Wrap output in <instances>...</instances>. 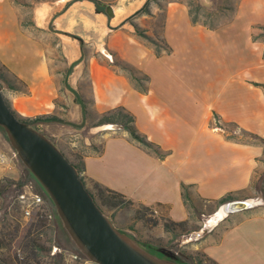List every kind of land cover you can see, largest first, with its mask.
<instances>
[{"label": "crops", "instance_id": "crops-1", "mask_svg": "<svg viewBox=\"0 0 264 264\" xmlns=\"http://www.w3.org/2000/svg\"><path fill=\"white\" fill-rule=\"evenodd\" d=\"M95 1L102 11L91 0L36 2L32 21L63 38V55L75 72L86 69L93 112L103 115L124 109L133 116L137 133L163 157L133 140L119 125L98 126L111 133L98 145L85 143L91 146L82 155L86 187L115 191L133 204L164 212L174 222L189 220L191 215L182 185L205 202L255 191L256 171L264 168L260 159L264 145L244 141L245 136L235 132L264 138V91L255 85H264L263 44L251 40L255 23L244 25L242 42L235 34L248 1L242 0L231 20L213 30L192 24L186 4L168 1L159 38L169 51L162 49L159 56L126 21L146 0H115L114 6ZM154 14L151 11L141 20ZM133 21L145 29L140 18ZM144 33L151 36L149 31ZM80 43L91 50L87 57ZM36 44L42 60L35 70L39 84L0 61L27 86L26 94L10 90L8 96L12 109L24 119L55 111L58 87L43 48ZM114 61L145 76L140 81L144 88ZM72 76L68 84L74 86ZM216 123L236 125L239 130L222 129ZM23 170L15 158L0 167V180L18 178ZM236 214V221L219 235L213 229L202 234L203 254L215 264H264V216ZM220 215H224L222 208Z\"/></svg>", "mask_w": 264, "mask_h": 264}, {"label": "rangeland", "instance_id": "rangeland-1", "mask_svg": "<svg viewBox=\"0 0 264 264\" xmlns=\"http://www.w3.org/2000/svg\"><path fill=\"white\" fill-rule=\"evenodd\" d=\"M50 0H0V61L12 70L26 75L31 81L41 82L39 75L35 76V70L42 60L40 59L38 43L44 50V56L48 62L49 73L58 87L57 97L54 105L55 111L51 114L59 119V122L39 123L31 125L38 132L44 134L48 140H51L62 152V154L70 161H74L73 154L83 155L91 151V146L85 143H94L98 145L106 134L111 131L103 128L92 127L99 119V115L93 112L92 100L89 94V85L86 69L80 72L74 71V65H70L63 55L65 42L63 38L57 35L51 28L39 29L32 21L33 3ZM108 2L109 6H114L115 0H100ZM172 0H150L149 13L154 11L153 17L141 20L142 13L131 19L140 18L143 21V31H149L150 37L162 42L159 38L165 4ZM181 3H190L194 9L200 22L208 26L227 23L237 13L239 4L242 0H176ZM248 2L240 11L243 16L241 21L237 23L236 35L239 42L244 40V25L248 22L263 25L264 21V0H247ZM135 24V23H134ZM19 31L18 30V28ZM141 29V28H140ZM36 42V43H35ZM84 56L87 57L91 52L85 48ZM5 66L0 64V72L5 73L9 80L15 83V87L23 89L21 82L12 79V75L6 73ZM74 72V76H72ZM73 77L74 86L68 84L69 78ZM0 88L3 95L8 101L10 90L7 84L0 79ZM14 91V90H12ZM20 93L19 91H16ZM80 100L85 103L86 114L82 111ZM44 116V115H42ZM38 117V116H37ZM21 118V117H20ZM24 119V118H21ZM223 126V125H222ZM225 129L232 130L230 126H223ZM236 133L239 131L235 130ZM244 141L257 142L249 137H243ZM92 145V144H91ZM9 149H13L5 136L4 131L0 129V153H7ZM263 156L260 158L263 160ZM19 159V158H18ZM20 161V159H19ZM21 162V161H20ZM5 166V165H4ZM0 167H3L0 165ZM24 171V170H23ZM264 173L263 169H257L255 180ZM24 174V173H23ZM23 174L19 177H23ZM18 178H8L11 181H17ZM24 180V178H23ZM32 184L34 192L41 194L44 191L41 187H37L34 180H29ZM39 185V184H38ZM264 186V185H263ZM238 200H247L253 202L254 206L251 209L242 211V215H263L264 216V200L260 192L249 190L240 194ZM193 203L197 211H192L189 224L183 229H177V236L166 232L163 229L162 222L165 219L164 212L158 209L146 210L140 205L131 204L125 205L117 210H111L101 205L103 214L108 218L112 225L122 234L127 236L138 246L146 250L150 246L151 250L163 251L174 257H189L202 260V264H211L202 252L199 242L202 239V234L206 230H214L219 235L224 229L231 226L238 215L236 213L224 214L219 216L221 206H217L216 202H205L193 197ZM100 204V203H99ZM2 201L0 200V211L2 210ZM40 207H34L32 216L37 213ZM48 211L54 218V233L48 234V238L52 246V254L63 253L64 264H94L88 260H72L70 255L78 253V248L66 232L61 220L58 218L55 209L48 208ZM239 213V212H238ZM236 214V215H235ZM13 217H8V222L0 224V237H9L13 234L17 218L20 231L28 225L31 217L23 218L21 211L14 212ZM141 215L144 220H137L136 216ZM52 218V219H53ZM157 225H154L155 223ZM18 238L15 239V241ZM45 239V237H44ZM14 243V242H13ZM57 244L61 248L57 247ZM53 248H56L53 251ZM147 251V250H146ZM13 252V249L11 250Z\"/></svg>", "mask_w": 264, "mask_h": 264}, {"label": "trees", "instance_id": "trees-1", "mask_svg": "<svg viewBox=\"0 0 264 264\" xmlns=\"http://www.w3.org/2000/svg\"><path fill=\"white\" fill-rule=\"evenodd\" d=\"M95 3L97 6V10L102 11L103 9L99 7L98 2L95 0H91ZM149 2L150 0H146L144 5L141 9L136 11L131 17H129L126 21L130 22L131 25L134 27L135 32L148 44H150L155 52L156 56H159L161 54L162 49L165 51H169L167 46L163 42H159L152 37L146 35L142 29H140L136 24L131 22V19L135 16H138L142 13H145L149 15ZM187 11L189 18L191 20L192 24H201L205 26L208 29H216L220 27L221 25H224L226 23L216 24L212 26H208L205 23H202L199 21L197 14L194 9H192L190 3H186ZM251 40L253 42H261L263 44V51H262V58L264 59V24H254L251 26ZM81 49L84 51V46L82 43H80ZM114 65L118 68L128 72L133 80L139 85L141 88H144V85L140 83L141 80H146L147 78L145 76H138V71L134 69L133 67L121 62V61H114ZM6 73L9 74V71L6 70ZM0 79L4 81L7 84V87L14 91H19L20 93L26 94L27 86L17 79L15 76H12V79L15 81L21 82L23 84V89H18L15 87V83L11 82L8 78V76L5 73L0 72ZM256 86H259L264 91V85L262 84H255ZM80 104L82 106V111L84 114H86L85 109V103L83 100H80ZM9 106L11 107L10 103ZM12 109V107H11ZM13 113L15 111L12 109ZM18 116V115H17ZM99 119L97 120L92 127H98L105 124H114L119 125L123 130L127 131L130 137L140 143L143 147L152 150L155 154H157L159 157H163L159 149L153 145L152 143L148 142L144 137L139 135L133 126L134 118L129 113H127L122 108H116L113 109L106 114L99 115ZM219 119L217 116H214V121L217 122ZM23 121L31 127L32 124L39 122V123H50V122H59V119L54 115H44V116H38L35 118H27L23 119ZM216 126L224 129V127L220 124L216 123ZM234 129H238L236 125H231ZM32 128V127H31ZM2 130V128H0ZM34 129V128H32ZM38 131L37 129H34ZM239 130V129H238ZM3 131V130H2ZM239 133L242 136L249 137L251 139L256 140L257 144L264 145V138H261L257 135H254L252 133H248L245 131L239 130ZM42 134V133H41ZM44 135V134H42ZM6 136V135H5ZM45 136V135H44ZM46 137V136H45ZM47 138V137H46ZM48 139V138H47ZM51 141V140H49ZM53 143V142H52ZM53 145H55L53 143ZM55 147L61 152V150L55 145ZM95 150L99 149V147H95ZM62 153V152H61ZM74 161L70 160L71 165L74 167V169L79 173L81 176V179L83 180V183L86 186V182L84 180V177L81 175L83 170V162H82V155L80 154H73ZM264 163V158H263ZM24 178V180H23ZM29 180H34V182L37 184V187H40L38 185L37 181L34 179V177L30 174V172L24 167V174L23 177H19L17 181H11L8 178H2L0 180V200L2 201V210L0 211V224L5 225L8 222L9 216H14V212H19L20 205H18L13 202V199L15 195L18 192H21L25 185L31 184L28 182ZM264 173L258 177V179L255 180L253 184V188L255 191L260 192L263 195L264 200ZM87 191L89 192L91 198L93 199L96 206L103 212L101 205L111 209V210H117L121 208L122 206L131 205L133 204L131 201L127 200L123 195L106 189L101 188L98 186H93L91 188L86 187ZM44 200L45 205L41 206L40 209L37 211L35 215L31 217L30 223L26 225L21 231L20 236L17 237V232L19 230V222L17 221V218H14L16 222V226H14L13 234H9V237L6 238V236L0 237V264H64V257L63 253L60 251L59 253L52 254V246L51 241L46 238L48 234L54 233V218L49 219L48 215L50 214L48 211V208H54L50 198L46 195L44 191L40 194ZM182 196L184 201L186 202L187 206L192 211H197L196 206L194 205L193 201V195L192 192L189 189V186L182 185ZM238 200L237 196H234L232 194H228L218 201H216V205L220 206L227 202ZM100 203V204H99ZM142 208L149 210L150 208L141 206ZM22 215V214H21ZM137 220H144V217L141 215L136 216ZM162 222L163 229L166 232H169L173 234V236H177V229L179 228H185L189 222V220L181 221V222H174L168 218L163 219ZM156 222L154 225H157ZM45 237V239H44ZM18 238L16 241L15 239ZM14 242V243H13ZM57 247L61 248L59 244H57ZM150 246H147L145 248L149 253L162 258V255L157 250H151L148 248ZM13 249V252L11 250ZM78 253L80 255V261H86L87 258L78 250ZM176 264H202V260L194 259L189 257V259H183L182 257H176ZM211 264H215L213 262H210Z\"/></svg>", "mask_w": 264, "mask_h": 264}, {"label": "water", "instance_id": "water-1", "mask_svg": "<svg viewBox=\"0 0 264 264\" xmlns=\"http://www.w3.org/2000/svg\"><path fill=\"white\" fill-rule=\"evenodd\" d=\"M0 128L24 167L50 198L58 218L78 250L94 264H175L138 246L119 232L96 206L70 161L40 132L15 115L0 88ZM235 200L224 214L251 209ZM166 257L171 255L162 252Z\"/></svg>", "mask_w": 264, "mask_h": 264}, {"label": "built area", "instance_id": "built-area-1", "mask_svg": "<svg viewBox=\"0 0 264 264\" xmlns=\"http://www.w3.org/2000/svg\"><path fill=\"white\" fill-rule=\"evenodd\" d=\"M15 158H18L16 152L13 149H9L7 153H0V165L4 166L10 163L12 160ZM19 197H34V204L29 207H20L21 214L23 218L28 219L32 216V211L34 207H41L45 205V200L44 198L40 195L34 192V189L32 187V184L25 185L23 190L21 192H18L14 199L13 202H15L18 205V200ZM49 219L53 218V215H48ZM56 248H53V251H55ZM70 258L72 260H79L80 255L79 253H75L70 255Z\"/></svg>", "mask_w": 264, "mask_h": 264}, {"label": "bare ground", "instance_id": "bare-ground-1", "mask_svg": "<svg viewBox=\"0 0 264 264\" xmlns=\"http://www.w3.org/2000/svg\"><path fill=\"white\" fill-rule=\"evenodd\" d=\"M18 203L21 207L32 206L34 204V197H19Z\"/></svg>", "mask_w": 264, "mask_h": 264}, {"label": "flooded vegetation", "instance_id": "flooded-vegetation-1", "mask_svg": "<svg viewBox=\"0 0 264 264\" xmlns=\"http://www.w3.org/2000/svg\"><path fill=\"white\" fill-rule=\"evenodd\" d=\"M162 252H163V251H160V253H161L163 259H167V260H169V261L175 263V261H176V257H174L173 255H171V258H168V257H166L164 254H162ZM175 264H176V263H175Z\"/></svg>", "mask_w": 264, "mask_h": 264}]
</instances>
